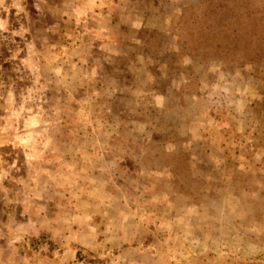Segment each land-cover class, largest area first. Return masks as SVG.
I'll return each instance as SVG.
<instances>
[{
	"label": "rangeland",
	"instance_id": "1",
	"mask_svg": "<svg viewBox=\"0 0 264 264\" xmlns=\"http://www.w3.org/2000/svg\"><path fill=\"white\" fill-rule=\"evenodd\" d=\"M0 264H264V0H0Z\"/></svg>",
	"mask_w": 264,
	"mask_h": 264
}]
</instances>
